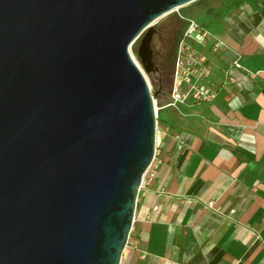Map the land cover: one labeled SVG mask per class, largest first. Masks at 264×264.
Segmentation results:
<instances>
[{
    "label": "water",
    "instance_id": "1",
    "mask_svg": "<svg viewBox=\"0 0 264 264\" xmlns=\"http://www.w3.org/2000/svg\"><path fill=\"white\" fill-rule=\"evenodd\" d=\"M198 0H0V264H121L157 147L154 22Z\"/></svg>",
    "mask_w": 264,
    "mask_h": 264
},
{
    "label": "crops",
    "instance_id": "2",
    "mask_svg": "<svg viewBox=\"0 0 264 264\" xmlns=\"http://www.w3.org/2000/svg\"><path fill=\"white\" fill-rule=\"evenodd\" d=\"M225 22L210 54L218 98L161 100L156 176L121 264H264V0Z\"/></svg>",
    "mask_w": 264,
    "mask_h": 264
},
{
    "label": "built area",
    "instance_id": "3",
    "mask_svg": "<svg viewBox=\"0 0 264 264\" xmlns=\"http://www.w3.org/2000/svg\"><path fill=\"white\" fill-rule=\"evenodd\" d=\"M180 9L173 11L182 22L183 32L176 46L173 83L166 106L176 110L190 101L213 102L218 98V88L208 81L213 70L210 54L215 53L223 44L219 34L210 32L195 18L183 16ZM234 66L242 68L238 61ZM159 110L160 107L156 106L157 133L160 128ZM157 167L156 147L154 160L143 177L142 185L155 178Z\"/></svg>",
    "mask_w": 264,
    "mask_h": 264
},
{
    "label": "rangeland",
    "instance_id": "4",
    "mask_svg": "<svg viewBox=\"0 0 264 264\" xmlns=\"http://www.w3.org/2000/svg\"><path fill=\"white\" fill-rule=\"evenodd\" d=\"M209 1L212 2L214 7L210 13L202 12L192 17L204 24L210 32L216 33L222 30L223 26L225 27V21L228 16H235L238 14L239 8L233 7L232 2L219 4L215 0ZM204 2H206V0L199 1V3ZM254 5L255 0L245 4L246 7H253ZM188 6L182 8H188ZM153 27L157 30V34L154 37L153 48L156 54V63L160 72H145L141 60L136 55L141 45V38L129 48V53L145 75L153 95L167 93L168 97L173 83L174 62L172 66V57H175L174 53L176 52L178 40L183 32V25L181 21H178L177 13L172 12L157 19L154 22ZM161 99L163 100L164 97H161ZM159 102L160 100L155 98V104L157 107L159 106Z\"/></svg>",
    "mask_w": 264,
    "mask_h": 264
},
{
    "label": "trees",
    "instance_id": "5",
    "mask_svg": "<svg viewBox=\"0 0 264 264\" xmlns=\"http://www.w3.org/2000/svg\"><path fill=\"white\" fill-rule=\"evenodd\" d=\"M199 1H202V0H198V2H194V3L190 4L188 6V8H181L180 9L181 14L183 16L192 17V16L199 14V13H202V12H204V13L209 12L210 13L211 10L214 8L212 2L209 0H206V2H204V3H199ZM215 1L218 2L219 4H225V3H231L232 2V6L236 7V8H240L241 6L245 5L246 3L251 2L250 0H215ZM177 17H178V15H177ZM178 21H181L179 19V17H178ZM182 31H183V28H182ZM136 55L138 56V53H136ZM174 60H175V57L173 56L172 57V66H173ZM156 92H157V90H156ZM162 95H164V96H162ZM161 97L167 98V93H164V94L160 93L157 95V99L160 100L159 105L161 104V100H162Z\"/></svg>",
    "mask_w": 264,
    "mask_h": 264
},
{
    "label": "flooded vegetation",
    "instance_id": "6",
    "mask_svg": "<svg viewBox=\"0 0 264 264\" xmlns=\"http://www.w3.org/2000/svg\"><path fill=\"white\" fill-rule=\"evenodd\" d=\"M154 42V41H153ZM155 57H156V54H155ZM160 72V71H159Z\"/></svg>",
    "mask_w": 264,
    "mask_h": 264
}]
</instances>
